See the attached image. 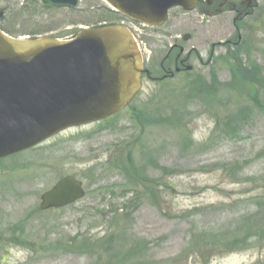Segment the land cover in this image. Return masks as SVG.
Masks as SVG:
<instances>
[{
    "label": "rangeland",
    "instance_id": "374dc122",
    "mask_svg": "<svg viewBox=\"0 0 264 264\" xmlns=\"http://www.w3.org/2000/svg\"><path fill=\"white\" fill-rule=\"evenodd\" d=\"M259 2L258 30L244 34L252 45L237 59L243 72L227 59L166 86L146 79L119 116L65 130L0 163V264H264V245L232 252L224 241L253 209L250 199L264 191ZM79 5L69 11L45 9L37 0H0V29L13 38L67 40L84 28L124 23L148 45L152 62L169 50V35H206L195 12L172 10L156 34L105 11L101 0ZM225 25L234 33L226 17L207 29L219 33ZM195 42L187 47L202 46ZM207 51H199L204 61ZM195 79L208 92L199 94L198 83L191 87ZM67 174L83 181L86 196L68 208L40 212V196ZM70 245L87 246L77 252Z\"/></svg>",
    "mask_w": 264,
    "mask_h": 264
},
{
    "label": "water",
    "instance_id": "95a60500",
    "mask_svg": "<svg viewBox=\"0 0 264 264\" xmlns=\"http://www.w3.org/2000/svg\"><path fill=\"white\" fill-rule=\"evenodd\" d=\"M78 1L40 0L45 8H75ZM104 1L151 26L163 24L173 6H196V0ZM142 71L138 46L121 26L84 30L70 42L14 40L0 31V158L118 113L139 92ZM83 196L81 182L67 176L42 196L40 209L65 207Z\"/></svg>",
    "mask_w": 264,
    "mask_h": 264
},
{
    "label": "flooded vegetation",
    "instance_id": "af4514ba",
    "mask_svg": "<svg viewBox=\"0 0 264 264\" xmlns=\"http://www.w3.org/2000/svg\"><path fill=\"white\" fill-rule=\"evenodd\" d=\"M229 1L232 3H224V0H201L195 12L198 17H200L201 21H197L196 25H206V30L202 31V33H206L205 37L202 35L203 40H198L196 38V33L193 35H177L174 39L173 35H169L172 40V45H170L169 50L159 61L156 60L155 62H152L153 56L151 54V57L147 60L146 64L149 73L147 76L145 75V77L149 78L150 81L159 84L171 83L174 80L182 78L184 75L192 74V72L199 67L203 68L215 65L219 56L217 48L225 49L227 54L229 48L231 49V52H233L235 48L241 46L244 43L243 36L247 31V22L251 27L255 19H260L258 13L260 8L258 6L257 9H255V12L251 15H246L250 9L240 6L242 0ZM233 2L234 5L232 6L231 4H233ZM226 4H229V8H225L226 10L222 15L215 16L214 14L221 10L222 5L224 6ZM222 17L230 18L234 33L229 31L226 25L222 32L219 33L207 29L215 24V21L222 19ZM153 32L158 34L159 31L153 29ZM186 36H188V40H185ZM195 39L196 45L200 44L202 46L199 48H195L194 46L188 48L187 43L191 42V40L195 41ZM215 39H218V42H215ZM146 46L148 47V45ZM203 46H207L208 48V59L206 61H204L203 55L199 52L200 48ZM150 48H152V45H150Z\"/></svg>",
    "mask_w": 264,
    "mask_h": 264
},
{
    "label": "trees",
    "instance_id": "16d2710c",
    "mask_svg": "<svg viewBox=\"0 0 264 264\" xmlns=\"http://www.w3.org/2000/svg\"><path fill=\"white\" fill-rule=\"evenodd\" d=\"M245 73L247 72L244 71V74ZM258 74L259 73L257 72V75ZM253 75L255 76V73ZM257 75L255 76V79H257ZM258 79L260 84L263 86L264 78L262 77V79H260L258 75ZM234 81L235 79L233 82ZM174 112L172 122H178L180 125H176V128L179 129L181 127L182 120L180 117L177 118V111L175 114ZM140 180L141 179H139V181ZM250 203H252L253 209L247 212L244 217H242L240 220H237L236 223L232 225V234L229 238L224 239V241L227 242L226 248L232 250V252L244 249L250 250L251 248H259L264 245V191L262 194L252 197V199H250ZM86 246L74 248L72 245H70V247L75 249L77 252L86 249ZM117 257L122 258L123 255H117Z\"/></svg>",
    "mask_w": 264,
    "mask_h": 264
}]
</instances>
